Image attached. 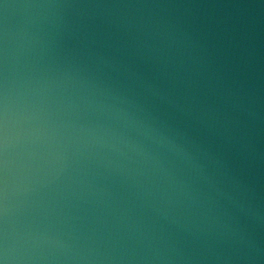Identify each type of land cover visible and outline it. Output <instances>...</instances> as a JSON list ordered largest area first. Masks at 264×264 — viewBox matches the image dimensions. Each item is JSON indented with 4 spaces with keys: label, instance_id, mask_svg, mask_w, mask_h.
I'll return each instance as SVG.
<instances>
[{
    "label": "water",
    "instance_id": "95a60500",
    "mask_svg": "<svg viewBox=\"0 0 264 264\" xmlns=\"http://www.w3.org/2000/svg\"><path fill=\"white\" fill-rule=\"evenodd\" d=\"M0 264H264V0H0Z\"/></svg>",
    "mask_w": 264,
    "mask_h": 264
}]
</instances>
